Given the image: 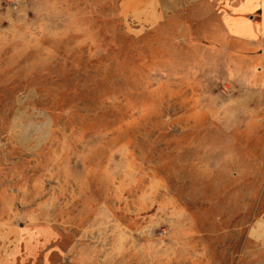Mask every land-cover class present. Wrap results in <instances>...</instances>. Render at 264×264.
I'll list each match as a JSON object with an SVG mask.
<instances>
[{"label": "rangeland", "instance_id": "rangeland-1", "mask_svg": "<svg viewBox=\"0 0 264 264\" xmlns=\"http://www.w3.org/2000/svg\"><path fill=\"white\" fill-rule=\"evenodd\" d=\"M196 4L0 0V264H264V70Z\"/></svg>", "mask_w": 264, "mask_h": 264}, {"label": "crops", "instance_id": "crops-1", "mask_svg": "<svg viewBox=\"0 0 264 264\" xmlns=\"http://www.w3.org/2000/svg\"><path fill=\"white\" fill-rule=\"evenodd\" d=\"M212 38L228 41L235 55H251L264 70V0H192ZM206 16H210L206 20Z\"/></svg>", "mask_w": 264, "mask_h": 264}]
</instances>
